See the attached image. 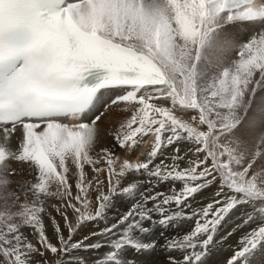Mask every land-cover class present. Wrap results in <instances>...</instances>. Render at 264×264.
<instances>
[{
  "label": "snow or ice",
  "instance_id": "1",
  "mask_svg": "<svg viewBox=\"0 0 264 264\" xmlns=\"http://www.w3.org/2000/svg\"><path fill=\"white\" fill-rule=\"evenodd\" d=\"M238 25L251 29L239 42L230 31ZM260 89L264 0H0V191L16 174L9 160L27 163L36 180L23 202L14 191L3 198L0 264H48L34 257L101 248L109 250L93 264H134L121 258L124 250L158 245L140 238L152 230L146 224L167 230L193 218L188 232L165 237L159 247L183 253L166 264H205L218 230L244 205L251 211L228 235L254 226L226 264H251L264 253V170L253 171L264 152L253 151L240 129ZM111 90L121 94L99 109L101 94ZM113 111L129 113L110 133L115 145L127 154L148 138L150 151L133 160L98 148L99 124ZM258 138L264 143V131ZM181 143L189 145L183 152ZM163 183L168 192L156 191ZM213 185L212 199L187 211ZM118 196L134 202L109 224ZM48 198L62 202L53 207L67 237L52 218L59 246L42 219ZM98 221L105 226L74 241L81 224ZM93 237L99 239L89 243ZM73 264L86 262L73 258Z\"/></svg>",
  "mask_w": 264,
  "mask_h": 264
},
{
  "label": "rangeland",
  "instance_id": "2",
  "mask_svg": "<svg viewBox=\"0 0 264 264\" xmlns=\"http://www.w3.org/2000/svg\"><path fill=\"white\" fill-rule=\"evenodd\" d=\"M243 28H244V26L238 25L235 28H232L233 30L230 29V31L233 33V39L236 40L237 42L244 40L248 35ZM118 94H121V93L116 91V92H113L112 94H103L101 96V99H104L102 102L107 103L111 98H113L115 95H118ZM100 109L102 110V107H100ZM250 123L251 124L253 123L252 125L255 128L254 130L253 129L250 130V125H249ZM109 124L110 123H108V121L105 120L104 123L102 124V126L100 127V139L103 140L106 138V136L108 137L110 135V134L107 135L109 132ZM244 128L246 131L247 138L249 137L248 138L249 140L247 139L249 147H252L253 151H255L256 147H258L262 152H264V143H261L259 138H258L259 134L262 131H264V89L258 90L257 95H256V99H255V103L253 104V108L249 112L248 118L245 120L244 125L241 127L240 133L243 134ZM103 132H105V133H103ZM11 143H12L13 148H15L17 146V142H15L13 139H12ZM151 143H152V141L148 144L150 146V147H148V149L151 148ZM179 148L181 149V145H179ZM172 151H173V149H171L167 153H171ZM180 151L183 152L182 150H180ZM139 152H144V150L138 151L137 154ZM166 163H170V161H166ZM7 166L9 169H14L16 171V174L8 177V179L11 181V186L6 191H0V205L3 204L4 196H6L8 192H13V191L19 195L20 202H23L25 199V193H26L28 187L32 183L36 182L35 172L32 171V169L30 168V166L27 163L9 160L7 162ZM263 168H264V159H258V162L254 165L253 171H261V170H263ZM73 171H74V168H73ZM87 174H88L89 178H91L93 173L87 171ZM69 182L73 185V194H75V192H76L75 177L71 176V174L69 177ZM166 189H168V188H166ZM95 195H97V193L95 191H92L90 193L91 197L92 196L94 197ZM28 198L31 199V196L29 195ZM211 199H212L211 193H209L208 191H205L200 196H198L197 198L191 199V201H192V202L190 201L191 208L187 209V211L190 212L193 209L200 208V207L204 206L205 204H207ZM58 202H60V204L62 203L60 200H58L56 198H48L45 201L46 211L44 214H42V219H44L43 222L45 225L46 234L50 237V239L52 240V242L54 244H57V246H59V245H58V242H57V239L55 236V226H54L53 220H52L53 217L55 218L56 221H57L58 217H61V219L63 220V224L61 226V229H62L65 237H67V235H68V230L66 227H64V224H65L64 218L60 214L58 215L56 208L53 207V205H58ZM50 203H52V204H50ZM95 207H96V205L93 206V209ZM242 207H243V209H242ZM242 207H239L240 209L238 208V209L234 210L232 213H230L229 216H231V215L237 216L239 211H245V212H249V210L251 211L250 206L244 205ZM52 208H54V209H52ZM67 211H68L69 220L72 223H75V215L73 214L72 210L68 209ZM54 212L55 213L57 212V216L53 214ZM227 220H228V218L226 219V221ZM45 221H47V222H45ZM226 221L224 222L222 227L218 230V232L215 236L214 244L210 245V247H209V254L205 258V264H224V263H226L227 259L233 254V252L239 248V246H240L238 243L239 238L248 231V228L246 230H244L243 232L241 230L242 233L236 230L233 235L229 236L227 233L229 231H231L233 228H235L236 225H234L228 231H226L224 229ZM181 222L183 223V227L181 226ZM194 223H195V218L185 219V220L179 221L178 222L179 227L178 226L175 227L176 228L175 230L180 232V234L179 235L177 234V235L182 236L185 232H188L191 229V226L193 227ZM84 224H86V223L81 224L80 227L81 226L84 227ZM249 226L252 227L254 225H249ZM103 227L104 226L100 221L93 222V224H91L89 227H87L88 229L85 228L82 231V233L80 235V239L83 236L88 235L90 232L97 231L99 228H103ZM151 227H152V225H151ZM154 230L158 232V235H157L156 239H152V240H156L158 242L157 249L161 250L158 252L163 253L165 255L164 256L165 261H167L166 257H168L169 255L175 256L177 258L182 257L183 253H181L179 251L169 253V252H167L164 249L159 247L160 245L164 244L165 237H170L171 235L172 236L175 235V234H173L174 230H172L171 227H169L167 229V231L165 229L160 228V227H154ZM24 231L26 233H31L32 229L26 228V229H24ZM161 232H163V235H161ZM77 234H75V235H77ZM30 238H32V237H30ZM97 239H99V237H93L92 240L89 241V243L95 242V240H97ZM101 251L103 252V250H101ZM101 251H99V252H101ZM94 253L95 252L92 250H89V251L76 250V251H72L67 256H63V254L60 252H57L56 254H52L50 251L44 250L43 256L36 255L34 257V259L37 261H41V262L47 261L48 264H55V262L57 260H60L62 258L64 261L67 262V264H73V258H82L86 262V264H92L95 260H97V258H96L97 256ZM68 261H70V262H68ZM156 262H155V264H156ZM158 264H159V262H158ZM251 264H264V253H257L253 257Z\"/></svg>",
  "mask_w": 264,
  "mask_h": 264
},
{
  "label": "bare ground",
  "instance_id": "3",
  "mask_svg": "<svg viewBox=\"0 0 264 264\" xmlns=\"http://www.w3.org/2000/svg\"><path fill=\"white\" fill-rule=\"evenodd\" d=\"M242 26H244V30H245V32L248 34V35H250L251 34V29H250V26H248V25H242ZM247 29V30H246ZM233 30V29H232ZM236 30V29H235ZM243 34V33H242ZM247 35V36H248ZM235 38V37H234ZM113 92H116V90H111V91H108V92H104V93H102L101 95H103V94H112ZM121 107H123V106H121ZM128 115H129V113L128 112H126V111H123V112H117V111H113V112H110V113H108V115L100 122V124H99V127H101L102 126V124L104 123V121L105 120H107L108 121V123H110L109 124V132H108V134L107 135H109L111 132H114L115 131V129L118 127V124H119V122L121 121V120H123V119H126V118H128ZM253 124V123H252ZM251 123L249 124L250 125V130L251 129H255L254 127H253V125H252ZM106 126V125H105ZM104 126V127H105ZM255 126V125H254ZM108 127V126H107ZM257 129V128H256ZM249 130V131H250ZM103 131V130H102ZM255 132V131H254ZM103 133H105V132H103ZM102 133V134H103ZM248 133V132H247ZM105 135V134H104ZM106 136V135H105ZM243 136H244V138L246 139V141H247V139L249 138H247V135H246V131H245V128H244V130H243ZM13 140L15 141V142H17V140L15 139V138H13ZM146 140H147V142L144 144V146H142V147H139L138 149H136V150H134L133 152H131V153H125V150H122L118 145H115V142H114V140H113V136L110 134L108 137L106 136V138L105 139H100V141H99V146H98V148H103V147H106V146H108V147H111V148H113V150H114V153L116 154V155H118V156H121V158H129V159H135L136 158V156H137V152L138 151H140V150H144V152L143 153H147L148 151H150V149L151 148H149L148 149V147H150L148 144L151 142V139H148V138H146ZM249 140V139H248ZM0 142H2V141H0ZM149 142V143H148ZM181 145V149L180 150H182V151H185L188 147H189V145L188 144H185V143H181L180 144ZM147 147V148H146ZM174 147H176L175 145H173V146H170L169 148H167L166 149V152H168V151H170L171 149H173ZM141 159H143V157H141ZM158 162V161H157ZM24 167V166H23ZM29 169V168H28ZM27 169V170H28ZM31 170V169H30ZM86 172L87 171H89V172H92V169H91V167H89V166H86ZM263 170H264V168H263ZM71 174V173H70ZM93 175V174H92ZM136 174H134V173H130L129 174V178H132V177H134ZM72 176V175H71ZM137 179H139V180H145V179H147V177H145V176H143V175H140V176H138V177H136ZM100 179L101 180H103L104 181V185H103V188H104V191L106 192L107 191V175H106V173H102L101 175H100ZM148 187V185L147 184H145V185H143V187L141 188V191H143V189L144 188H147ZM176 187L177 188H180V187H182L181 186V184H179V182H177L176 183ZM166 188H168V189H166ZM169 188H170V184L169 183H163V184H160L159 185V187L156 189V191H164V192H168V190H169ZM215 189H216V186L215 185H213L211 188H208V189H205V190H203L202 192H200V193H197L196 195H195V197L194 198H197L198 196H200L203 192H205V191H208L209 193H211V196H212V193L215 191ZM72 191H73V187H72ZM93 197V196H92ZM139 197L137 196V199H138ZM193 198V199H194ZM211 198V197H210ZM197 200V199H196ZM134 201L133 200H128L127 198H122V197H115L114 198V205H113V207L112 208H110L109 209V211H108V214H107V220H108V223L110 224V223H112V222H114V219H113V217H116V218H118L119 217V215L120 214H122L123 212H125V211H127L128 210V208L130 207V204L131 203H133ZM192 202V201H191ZM194 202V201H193ZM50 204H52V203H50ZM49 204V205H50ZM60 204V202H58V205ZM96 205V203L95 202H93V206H95ZM240 207H242V206H240ZM55 208V207H54ZM54 208H52V209H54ZM240 209V208H239ZM242 209H243V207H242ZM250 211V210H249ZM45 213V212H44ZM43 213V214H44ZM246 212L245 211H239V213H238V215L237 216H233V215H231V216H229L228 217V220L226 221V223H225V226H224V229L226 230V231H228L231 227H233L234 225H237V224H239L241 221H242V219H243V217H244V214H245ZM54 215H56L57 216V212L55 213H53ZM58 215H59V213H58ZM49 216V215H48ZM47 216V217H48ZM44 220V219H43ZM45 222H47V221H45ZM49 222V221H48ZM57 222L59 223V225H60V227L62 226V224H63V220L61 219V217H58V219H57ZM102 224H103V226H105V224H104V222L103 221H100ZM89 224V225H88ZM91 224H93V222H86V224H84V227H80L79 229H78V234L77 235H75L74 237H73V239H74V241L75 240H79L80 239V235H81V233H82V231L85 229V228H87V227H89ZM48 226V225H47ZM146 226H148V227H150V228H152V230L150 231V233H147V234H144V235H142L140 238L144 241V242H149V241H151L152 239H156L157 238V235H158V232L157 231H155L154 230V227L152 226L151 227V225L150 224H146ZM181 226L183 227V223L181 222ZM185 226V225H184ZM179 227V226H178ZM250 226H246V227H244V228H240L239 230L237 229V231H239V232H241V230H242V232L244 231V230H246L247 228H249ZM172 228V230H174L173 231V234H175V235H179L180 234V232L179 231H176L175 229V227L173 228V227H171ZM191 228H192V226H191ZM88 229V228H87ZM86 229V230H87ZM188 229V228H187ZM186 230V229H185ZM167 231V230H166ZM182 232V231H181ZM230 232V231H229ZM241 232V233H242ZM172 233V232H171ZM186 233V232H185ZM228 234V233H227ZM177 235V236H178ZM172 236V235H171ZM231 238V237H230ZM101 250H103V252L101 251ZM109 249H107V248H101V249H99V250H95L94 252V254H96V258L97 259H99V258H102L103 256H104V254L106 253V251H108ZM99 251H101V252H99ZM158 251H161L160 249H157L156 248V250L155 251H151V252H147V251H145V252H137L135 249H132V248H128V249H126V250H124V252L122 253V259H124L126 262L127 261H133L134 262V264H155V262L157 261V262H159V264H166V262L167 261H165V258H164V254L163 253H159ZM166 251V250H165ZM103 255V256H102ZM167 258V257H166ZM68 262H70V261H68ZM93 264V263H92Z\"/></svg>",
  "mask_w": 264,
  "mask_h": 264
}]
</instances>
